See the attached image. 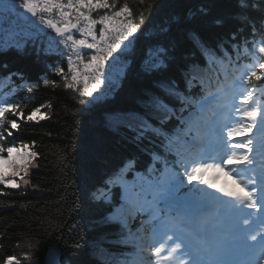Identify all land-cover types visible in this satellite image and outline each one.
Wrapping results in <instances>:
<instances>
[{"label":"snow or ice","instance_id":"snow-or-ice-1","mask_svg":"<svg viewBox=\"0 0 264 264\" xmlns=\"http://www.w3.org/2000/svg\"><path fill=\"white\" fill-rule=\"evenodd\" d=\"M43 3L44 6L39 8L35 0H20V3L12 6L13 14L23 12L35 17L38 8L42 13H52L54 9L58 11L64 21L63 27L51 19L46 21L47 27L54 29L55 33L63 38L61 43H64L65 47L74 50L76 60L73 61L71 55L68 56L69 70L72 73L70 80L63 67H55V73L65 80L68 89H76L81 97H91L104 83L107 62L113 57V53L121 50L124 42L139 30V25L129 18L131 12L127 6L115 10L116 0H112L111 3L109 0H66V3L62 0H43ZM251 8L250 4L248 10ZM95 10H104L98 19L92 16ZM248 10H242V19L251 25L250 32L261 38L258 51L264 53V0H261L258 8L260 13L258 23L248 15ZM121 16L125 19L120 20ZM143 22L144 17L141 15L140 23ZM97 25L102 26L99 41ZM167 31L170 33L171 30ZM238 36L237 33L234 41ZM87 37L91 38V42ZM16 47L22 49L23 45L18 44ZM181 48L180 39L173 37L162 43L157 54L145 62L143 71L149 78V86L145 88L146 99L143 101L145 111L129 113V121L122 122L128 131L136 132L137 142L151 133L160 139L162 147L161 155L153 152L149 157L146 179L152 187L153 198L137 210L147 216V219L141 222V228L146 224L151 225L153 241L163 235L167 242H172L174 247L171 248V252H179L186 257L183 264H246L235 257L248 251H258L260 257L264 259V103L254 98L256 88H264V84H257L249 90V86L253 85V78L259 81L262 77L253 69L247 77V85L243 83L242 78L239 83H233L232 87L243 92V99L239 101V105H233L242 113L239 120L233 121L225 117L226 122H222L219 128L210 127L207 120L188 122V128L183 135L190 136V140L182 141L184 153H203V142L206 138H211L215 144L213 154L208 158L212 162L206 159L192 166L189 171V165L182 153L172 148L174 140L169 137L163 126L173 119L185 122L183 114L178 113L177 106L183 108L186 104L191 105L192 102L187 100L191 90L194 87L207 88L211 82V77L206 81L199 69L205 67L208 62H214L218 56L228 58L230 50L223 45L213 46L207 41L199 40L193 44V48L205 64L193 61L190 67H183L178 79L170 78L169 73L174 65L180 63L182 59ZM81 49L94 50V54L88 56L85 61L87 54L82 55ZM236 51H239L238 46ZM42 52L44 55L56 54L50 48L44 50L37 48L35 54L38 59ZM76 61L83 66V72L76 66ZM45 67L47 68V65ZM260 67L264 69V64ZM84 73H92V76ZM12 76H18L21 80L26 79L18 72L11 73L8 78ZM81 81L82 89L77 88ZM43 83L53 82L44 79ZM28 91L32 89L29 87ZM219 106L225 111L228 110L226 100L219 101ZM15 107L16 105L12 104L0 108V117ZM39 112L40 108H36L27 116V120H34ZM19 115L22 117L23 113ZM45 118L41 116V119ZM153 121L157 126H154ZM8 123L12 129L20 127L16 120ZM194 131L196 135L191 136ZM12 135L11 131L7 132V136ZM0 138H3L2 133ZM28 148L27 144H21L19 149L15 146L0 145V185L19 188L20 184L16 182V177H20L25 185L29 183L24 177L29 175V168L35 166L32 161L37 153L25 151ZM21 151L23 155H20ZM106 151L107 146L103 143H96L90 151H86L84 161L86 177L90 178L105 167ZM14 152L17 153L16 159H13ZM162 159L161 168L158 165ZM4 165L8 168L6 169ZM116 171H127L124 162ZM116 171L104 178L103 187L112 192V195L100 201L109 208V211L99 219L103 221L104 226L116 227L123 232L128 230L131 215L122 212L128 200L126 185L129 182L124 181ZM157 174L158 182L152 179L157 177ZM208 174H211V178ZM194 181L214 191L202 188L195 190L189 188L184 191L185 183L192 185ZM132 190L135 191V187ZM162 251V248H156L155 255L161 256ZM59 256L58 250L54 246L51 247L48 250L46 264H61ZM163 259L169 260L170 256L165 255ZM7 264H20V261L15 256H10Z\"/></svg>","mask_w":264,"mask_h":264},{"label":"trees","instance_id":"trees-1","mask_svg":"<svg viewBox=\"0 0 264 264\" xmlns=\"http://www.w3.org/2000/svg\"><path fill=\"white\" fill-rule=\"evenodd\" d=\"M260 3L261 0H116V8H129L139 30L130 56L132 65L126 70L122 86L113 97L96 105H89L90 101L76 89H68L61 77L45 67V55L41 54L38 59L36 50H30V46L23 51H0V77L18 72L26 78H9L6 91L16 88L15 99L10 100L16 107L1 117L0 145L27 144L37 153L35 167L25 177L29 182L27 188L15 190L0 186L1 264L10 256H15L20 264H43L48 249L53 246L64 253L70 264H108L102 261V255L112 264L111 258L100 250L101 246L119 255L130 252L131 248L122 244L125 231L104 226L99 219L109 208L100 202L105 197L97 198V193L104 188V178L118 170L122 162L133 161L135 167L145 170L151 153L162 154L159 138L148 133L137 142L136 132L128 131L122 124L129 121V113L145 111L143 101L149 78L143 68L151 60L146 59L148 51L157 54L162 43L178 37L183 56L169 73L170 78L176 79L183 67H190L193 61L205 64L193 48L199 40L213 46L223 45L230 50L236 64L249 62L261 38L250 32L251 25L243 21L241 14L251 4L248 15L258 23ZM141 15L143 23H140ZM237 33L238 39L234 41ZM217 59L228 60L219 56ZM53 60L56 64L58 58ZM63 68L66 70L64 64ZM199 71L205 80L212 74L208 63ZM257 74L262 77L257 84L264 82V70ZM42 77L50 78L53 83L43 84ZM200 90L194 87L187 100L195 101ZM26 95L33 96V100L25 101ZM36 108H42L47 118L37 123L28 121L27 116ZM19 113H23L21 123L17 120L21 117ZM107 115L120 120L117 130L105 123ZM11 120H16L20 127L12 130L8 123ZM175 122L163 126L174 140L173 149L176 138L185 137L183 123ZM8 131L13 135L7 136ZM96 143L107 146L105 167L89 178L84 174L85 153ZM141 222L136 216L133 230H140Z\"/></svg>","mask_w":264,"mask_h":264},{"label":"rangeland","instance_id":"rangeland-1","mask_svg":"<svg viewBox=\"0 0 264 264\" xmlns=\"http://www.w3.org/2000/svg\"><path fill=\"white\" fill-rule=\"evenodd\" d=\"M35 2L39 5V8L44 6L43 0H35ZM62 2L66 3V0H62ZM20 3V0H0V48L8 49L11 47H16V45H34L36 48L41 50L51 49L54 53L65 58L68 64V56L71 55L72 60L75 61V52L71 47H65L64 43H61L62 37L53 33V29H49L47 27L46 21L51 19L54 23H57L58 26L63 27L64 21L60 17L57 10H53L52 13L40 12L39 8L37 11V15L32 17L30 14L20 17L19 14H13L12 6L14 4ZM22 13V12H21ZM101 10H95L92 12V16L94 19H98L101 15ZM120 20H124L125 17L121 16ZM41 21H44L42 23ZM83 23V22H82ZM100 25L96 26L97 32V40H100ZM77 38H85L77 36ZM135 38L136 33H134L128 40L124 42L121 50L113 53V57L109 59L105 66V77L104 83L93 92L91 97L85 96L86 99L94 100L105 99L114 91L119 85L122 78L125 77L126 70L130 64V56L134 53L135 50ZM89 42H91V38L87 37ZM70 44V42H69ZM81 54L85 53V61H87L88 56L94 54V50L81 49ZM149 57L152 59L155 54L153 51H148L147 53ZM76 66L80 68V71L83 72V66L76 61ZM71 72L69 70L68 64V72L67 76L71 79ZM85 75L92 76V73H84ZM91 83V80H90ZM83 88L82 81L77 85ZM44 114L39 112L35 117L34 122H38L41 119V116ZM108 124L113 128L117 129L118 127L113 122V118L109 116ZM19 149V148H18ZM25 151L32 152L33 149L29 147ZM22 155L23 151L20 152ZM17 155V153H13ZM35 166H33L34 168ZM7 169V168H6ZM11 169H9L10 171ZM128 171V168H127ZM127 171L123 172L126 173ZM124 176V175H123ZM147 176H143L140 174H134L129 179H124V181H128L129 183L126 185L128 188V200L125 205V208L122 209V212L125 215H130L133 218L139 211H137L142 205H145L147 201L152 200L153 192L152 187L147 183ZM158 182V179H154ZM23 188H27V186L22 183ZM133 187H135V191H133ZM142 212V211H140ZM129 217V219H130ZM130 224V222H129ZM142 238V237H141ZM132 239V237H131ZM137 240V239H136ZM141 244V239H138ZM144 242V240H142ZM148 241H146L147 243ZM135 264L141 263L142 256L136 257Z\"/></svg>","mask_w":264,"mask_h":264},{"label":"water","instance_id":"water-1","mask_svg":"<svg viewBox=\"0 0 264 264\" xmlns=\"http://www.w3.org/2000/svg\"><path fill=\"white\" fill-rule=\"evenodd\" d=\"M55 248H56V247H55ZM49 249H50V248H49ZM49 249H48V250H49ZM56 249H57V248H56ZM57 250H59V249H57ZM58 252H59V254H60L59 258H60V260H61V264H70L69 261L66 259L64 253H63L61 250H59ZM47 255H48V252H47V254H46V256H45L44 264H46Z\"/></svg>","mask_w":264,"mask_h":264},{"label":"bare ground","instance_id":"bare-ground-1","mask_svg":"<svg viewBox=\"0 0 264 264\" xmlns=\"http://www.w3.org/2000/svg\"><path fill=\"white\" fill-rule=\"evenodd\" d=\"M16 158H17V155L13 156V159H16ZM35 159H37V157ZM35 159L33 160L34 163L36 162ZM5 166L8 168L7 165H5Z\"/></svg>","mask_w":264,"mask_h":264}]
</instances>
